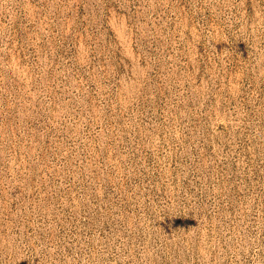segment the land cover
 <instances>
[{"label":"rangeland","instance_id":"1","mask_svg":"<svg viewBox=\"0 0 264 264\" xmlns=\"http://www.w3.org/2000/svg\"><path fill=\"white\" fill-rule=\"evenodd\" d=\"M0 264H264V0H0Z\"/></svg>","mask_w":264,"mask_h":264}]
</instances>
